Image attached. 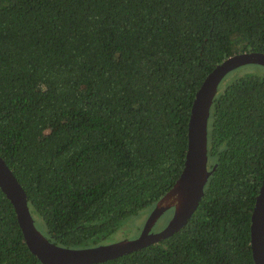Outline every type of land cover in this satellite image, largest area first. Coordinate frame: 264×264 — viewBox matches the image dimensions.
<instances>
[{
    "label": "trees",
    "instance_id": "1",
    "mask_svg": "<svg viewBox=\"0 0 264 264\" xmlns=\"http://www.w3.org/2000/svg\"><path fill=\"white\" fill-rule=\"evenodd\" d=\"M243 50L264 51V0H0V156L35 225L83 247L146 216L181 170L196 88ZM239 71L211 99L214 168L184 224L85 264H253L264 75ZM0 264H45L1 189Z\"/></svg>",
    "mask_w": 264,
    "mask_h": 264
},
{
    "label": "water",
    "instance_id": "2",
    "mask_svg": "<svg viewBox=\"0 0 264 264\" xmlns=\"http://www.w3.org/2000/svg\"><path fill=\"white\" fill-rule=\"evenodd\" d=\"M249 63L264 66V51L233 52L204 75L190 105L186 127L187 143L181 170L169 188L154 202L140 230L133 237L83 247H68L50 241L44 230L35 225L23 188L0 156V189L13 207L30 252L45 264H85L126 253L178 230L195 208L202 194L203 184L214 168L213 164L210 167L206 164V127L211 99L227 72ZM168 208H171V212L164 224L152 229L159 215ZM249 248L253 264H264V177L260 181L250 212Z\"/></svg>",
    "mask_w": 264,
    "mask_h": 264
},
{
    "label": "rangeland",
    "instance_id": "3",
    "mask_svg": "<svg viewBox=\"0 0 264 264\" xmlns=\"http://www.w3.org/2000/svg\"><path fill=\"white\" fill-rule=\"evenodd\" d=\"M237 70H243V71H239V72H250V73H254L257 75H264V66L262 65H258V64H244L241 66H238L234 69H232V71H230L229 73L227 72L222 79L220 80V85H223L225 83V81L229 78V76L233 73L236 72ZM169 213V212H168ZM165 214L164 213L161 217H159L158 219H156L155 223L153 224L152 229H157L161 223L163 222V219L165 218ZM145 219V216H140L138 218H135L134 220H129L127 222H124L125 224H123L122 226H129V228H118L117 231H115L114 233H112L110 236H108V240L107 241H112V240H116L122 237H133L134 235H136L138 233V231L140 230V227L143 223ZM134 221V222H133ZM106 242V241H104Z\"/></svg>",
    "mask_w": 264,
    "mask_h": 264
}]
</instances>
